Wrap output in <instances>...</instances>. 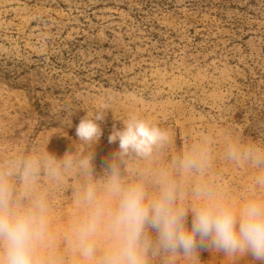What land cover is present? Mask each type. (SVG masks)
<instances>
[{
    "label": "rangeland",
    "instance_id": "374dc122",
    "mask_svg": "<svg viewBox=\"0 0 264 264\" xmlns=\"http://www.w3.org/2000/svg\"><path fill=\"white\" fill-rule=\"evenodd\" d=\"M110 96L97 179L118 150L113 128L132 115L170 130L171 153L205 133L218 156L231 137L264 143V0H0V156L83 151L76 127ZM214 171L237 194L253 175L222 159ZM71 195L65 187L54 198L61 235ZM198 255L196 264L252 262Z\"/></svg>",
    "mask_w": 264,
    "mask_h": 264
},
{
    "label": "clouds",
    "instance_id": "9594fccd",
    "mask_svg": "<svg viewBox=\"0 0 264 264\" xmlns=\"http://www.w3.org/2000/svg\"><path fill=\"white\" fill-rule=\"evenodd\" d=\"M111 100L76 127L83 151L0 156V264H62V248L82 264H196L201 249L264 262V143L231 137L218 156L205 133L171 153L170 130L132 115L113 128L118 150L97 179ZM217 159L253 171L239 194L216 179ZM65 187L74 213L61 235L54 198Z\"/></svg>",
    "mask_w": 264,
    "mask_h": 264
}]
</instances>
